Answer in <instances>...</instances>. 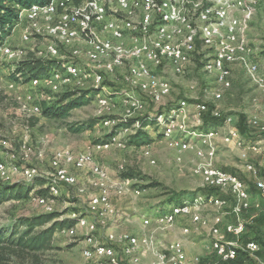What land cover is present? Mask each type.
I'll list each match as a JSON object with an SVG mask.
<instances>
[{
    "label": "built area",
    "instance_id": "obj_1",
    "mask_svg": "<svg viewBox=\"0 0 264 264\" xmlns=\"http://www.w3.org/2000/svg\"><path fill=\"white\" fill-rule=\"evenodd\" d=\"M260 1L264 7V0H51L47 4H33L22 9L19 20L10 27V34L5 35L7 29L4 33L0 30V52L10 58L22 52L14 49L9 39L24 21L29 28L22 33V40L29 42L43 36L50 38L46 52L50 58H57L58 66L53 67L48 75L24 81L18 74V79L10 82L13 88L19 85L29 87L24 99L19 98L24 110L35 114L42 112L37 93L33 90L39 89L38 95L52 103L54 96L51 93L59 92L62 87L74 90L91 83L92 88L98 90L95 101L97 114L103 117L101 124L111 129L120 126L112 137L95 143L94 151H86L76 158L68 150L57 153L51 160V170L45 173L36 167L18 164L7 166V163L0 161V172L3 174L7 169L21 170L28 180L38 177L47 180L48 194L38 196L33 193L31 196L32 200L47 209L59 196L61 185L77 184L75 174L63 163L73 159L75 169L89 167L91 185L98 190L88 203L89 214L73 212L68 216L72 224L62 227L58 233L71 237L81 234L86 243L83 254L91 264H124L116 250L117 246H120L122 256L129 259L131 264H219L218 261L189 257L181 241L160 243L156 239L155 229H171L182 216L190 217L196 226L210 227L214 236L212 246L220 260L235 259L238 249L250 254L260 249V244L254 240L244 245L239 241L247 226L243 213L251 207L247 184L237 175L218 167L215 162L219 141L234 143L256 153L262 152V140L249 144L242 140L239 129L234 125L233 115L224 116L218 107L210 109L207 103L194 102L198 116L211 111L214 117L224 116V121L221 128L189 129L185 120L191 112V103L182 99L168 112L147 117L161 129L162 139L176 151V160L182 162L183 153L193 152L198 158L192 169L193 174L201 177L205 188L220 192L199 194L155 217H145L144 226L155 225L152 232H108L106 240L99 239L96 233L100 225H105L116 210L111 202L106 173L93 156L96 151H105L115 144H122L119 134L129 130L133 134L141 126L138 119L132 125L127 124L133 121L130 118L139 116L145 108V102L135 91L141 90L154 102L167 97L171 92V83L155 72L170 66L175 73H184L197 53L199 40L202 45L214 48V55L205 63L204 70L216 76L215 101L221 100L232 86L230 66L233 64H240L256 86L264 90V74H260L258 62L251 58L252 48L241 39L242 20L232 15L233 11L245 10L247 6L255 7ZM56 41L66 51L61 53L57 44H54ZM118 69H124L122 79L126 90L104 93L107 90L104 85L105 74H113ZM118 97L125 106L124 115L121 118L104 117L111 113ZM248 123L251 128L264 133V121L258 115L250 116ZM2 145L6 149L10 147L7 139L2 140ZM150 145L144 146V154L155 163ZM27 157L25 153L22 158ZM246 166L254 178L259 195L264 199V172L260 173L253 164L248 163ZM85 190L79 189L80 192ZM122 192L118 188V193ZM140 192L136 190L137 194ZM227 195L232 198L230 205ZM206 206L216 210L212 220L202 214ZM262 211L264 213V207ZM227 214L233 215L235 219L226 222L222 229L221 224ZM184 232L189 233V228H185ZM226 234L232 235L233 239L227 240ZM149 251L154 255V260L145 258V253Z\"/></svg>",
    "mask_w": 264,
    "mask_h": 264
},
{
    "label": "rangeland",
    "instance_id": "obj_2",
    "mask_svg": "<svg viewBox=\"0 0 264 264\" xmlns=\"http://www.w3.org/2000/svg\"><path fill=\"white\" fill-rule=\"evenodd\" d=\"M232 15L242 20L241 39L252 48L251 58L258 62L260 74H264V7L261 1L255 7L247 6L245 10H235ZM28 28V23L22 22L9 39L11 46L16 50H21V53L10 58L0 52V161L7 163V166L18 164L23 167H36L45 173L51 170V160L57 153L68 150L73 158H76L86 151H94V144L107 139L114 129L101 124L100 121L103 117L97 114L95 93L91 83L81 89L73 90L62 87L59 92L51 93L54 96V100H52L54 102L64 94L74 93L78 96L89 91V103L73 109L65 118L45 117L42 112L35 114L23 109L21 100L29 91V87L24 85L10 87V82L14 80L11 74L15 69V64L27 59L31 54L36 58L57 59L50 58L46 52L47 45L51 41L50 38L47 39L43 36L29 42L22 40V33ZM10 32V29L6 30L5 35ZM199 42V52L194 54L184 73L177 74L170 66L155 72L157 76L165 78L171 83V92L167 97L160 102H154L141 90L135 91V94L145 102V108L139 116L132 117L130 120L138 119L141 122L147 117L168 112L182 99L191 103L189 106L191 112L185 120L189 129L202 130L201 127L208 114L205 112L198 116L195 112L194 102L207 103L209 106L218 107L224 115H233L235 126L240 124V119L244 117V130L240 131L242 140L246 144L262 140V152L255 154L234 143L227 144L219 141L215 162L218 167L244 179L249 188L251 201L257 203L261 197L255 188L254 178L244 170V166L252 161L259 169L263 168L264 134L252 129L248 119L257 114L264 121V90L256 86L240 64H233L230 66L232 87L224 93L221 100L215 101L216 76L214 73H207L204 70L205 63L214 55V48L202 45L200 40ZM54 44H57L61 53L66 51L57 41ZM123 70L118 69L113 74H105L104 85L107 86V90H104V93H121L126 90L122 79ZM33 91L35 94L37 93L41 107L48 104L47 98L38 95L39 89ZM124 112L125 106L121 98L118 97L111 113L104 117L121 118ZM146 123L145 130L152 137L150 149L155 163L145 156L144 146L136 147L126 143L125 140L131 135L132 130L119 134L118 137L122 144H115L108 150L93 153L95 162L106 173V180L111 189V202L116 210L115 215L109 217L105 225H100V229L96 233L103 241L106 240L108 232L117 234L152 232L155 225L144 226L143 219L145 217H155L177 203L206 192L201 177L192 172L198 161L197 156L193 152L183 153L182 162H178L176 151L172 150L162 139L161 129L151 119L146 120ZM221 127L222 125L217 128ZM222 130L224 131V129ZM3 139L9 141V148L3 147ZM25 153L28 154V157L24 159L22 157ZM63 165L75 174L76 185H61L59 196L55 202L50 203V209L31 198L24 201L18 199L4 201L0 204V227L9 225L21 215L56 211L62 214L61 219H68V216L73 212L82 215L89 214L88 203L91 197L98 192L91 185L92 174L89 167L77 170L73 166V159ZM127 175L132 177L129 178ZM45 180L42 177L28 180L21 170L7 169L4 174L0 172V183L29 185L32 188V194L44 187ZM80 188H85V192H80ZM118 188H121L123 192L118 193ZM137 189L141 191L140 194L136 193ZM175 195L182 197L179 200L171 201L170 199ZM228 197L230 205L232 198ZM202 214L212 220L216 215V210L211 206H206L202 209ZM261 217V211L254 206L243 213L245 219L252 218L256 221ZM234 219L233 216L228 215L225 216L224 222H232ZM185 226L193 227L194 225L189 219H179L174 228L165 231L155 229L154 235L160 243H168L179 237L183 241L185 240L190 250L198 246L208 250L207 246H210L212 236L208 234L207 229H202V234L192 232L187 236L182 233V228ZM250 227L252 226L250 225ZM262 227L264 231V224ZM85 246L86 243L81 234L71 237L61 235L56 231L52 248L43 253L41 264H91L83 254ZM116 248L120 257L127 262L126 258L122 256L120 247ZM219 260L218 256L214 258V261ZM10 264H35V262L20 261L16 258L12 259Z\"/></svg>",
    "mask_w": 264,
    "mask_h": 264
},
{
    "label": "trees",
    "instance_id": "obj_3",
    "mask_svg": "<svg viewBox=\"0 0 264 264\" xmlns=\"http://www.w3.org/2000/svg\"><path fill=\"white\" fill-rule=\"evenodd\" d=\"M51 0H0V30L2 33L10 29L14 23L19 20L20 12L24 8H28L33 4H47ZM200 49V42H197V53ZM198 58H201L198 56ZM58 66L56 59H42L36 58L32 54L27 59L16 63V69L11 74L12 78L17 80V75L23 77L24 81H29L33 77H43L50 73L53 67ZM98 92L94 89V93ZM89 91L83 92L81 95H74V93L64 94L60 99L52 103H46L42 107V114L50 118H65L70 112L78 107L89 103ZM213 107L210 106V109ZM202 130L216 128L223 124V117H214L211 111L207 112ZM148 120V119H146ZM146 120L141 121V126L136 131L126 138V143L136 147H143L151 144L152 137L145 130L147 125ZM150 120V119H149ZM99 121V119H98ZM135 121H130L128 125H132ZM245 120L240 121V130H244ZM120 126H116L112 137L117 133ZM264 134V133H263ZM161 136L162 133H161ZM131 178V175H127ZM37 178H35L36 180ZM44 187L34 194L43 196L48 194L47 180H45ZM205 193L220 192L215 189L204 188ZM32 188L29 185L22 183L2 184L0 183V204L6 200L18 199L27 200L32 196ZM182 196L175 195L171 201L179 200ZM62 214L56 211L43 212L33 215H21L14 219L9 225L0 227V264H10L12 259H19L20 261H34L35 264H41L42 255L45 251L52 248L53 239L56 231L66 225H71L70 219H61ZM50 225H47L49 224ZM254 227L246 226L245 232L241 236V242L244 245L250 238V232ZM256 240L262 241L259 236H254ZM219 264H257L256 259L252 254L238 249L235 259L223 261L219 260Z\"/></svg>",
    "mask_w": 264,
    "mask_h": 264
},
{
    "label": "crops",
    "instance_id": "obj_4",
    "mask_svg": "<svg viewBox=\"0 0 264 264\" xmlns=\"http://www.w3.org/2000/svg\"><path fill=\"white\" fill-rule=\"evenodd\" d=\"M232 87V86H231ZM231 89V88H230ZM229 90V89H228ZM254 115H257V114H254ZM238 118H239V116H238ZM245 120V118L244 117H242L241 119H240V121L241 120ZM239 120V119H238ZM237 128L239 129V131H241L240 130V126H239V124L237 125ZM253 129V128H252ZM253 152V151H252ZM185 153H187V152H185ZM253 153H255V154H260V153H256V152H253ZM248 163H250V164H253V165H255V163L254 162H252V161H249ZM247 163V164H248ZM246 164V165H247ZM244 166V170L247 172V173H249L250 175H251V173L248 171V169H247V166ZM256 166V165H255ZM262 166H263V168L261 169H259L257 166V168L259 169V171L262 173V172H264V160H263V162H262ZM223 169V168H222ZM223 170H225V169H223ZM225 171H227V170H225ZM229 172V171H228ZM232 173V172H231ZM234 174V173H233ZM235 175H237V174H235ZM238 177H239V175H237ZM252 176V175H251ZM239 178H241V177H239ZM242 179V178H241ZM244 180V179H243ZM245 181V180H244ZM246 183V182H245ZM254 185H255V183H254ZM256 188V187H255ZM257 190V189H256ZM261 197V196H260ZM253 206L254 207H256V208H258V210H260L261 211V213H262V217L261 218H258L256 221H254L252 218H255L254 216H252V218L251 219H245L246 221H247V225H251L252 227H254V230L252 231V232H250V238H249V240L248 241H251V240H254V241H256V242H258L259 244H260V249L256 252V253H254V254H252L253 255V257L256 259V262H257V264H264V231H263V224H264V213H263V211H262V208L264 207V199L261 197V199L257 202V203H253L252 201H251V207L253 208ZM250 207V208H251ZM204 216V215H203ZM225 216H228V214L227 215H225ZM230 216H233V215H230ZM256 216H258V215H256ZM234 217V216H233ZM225 218V217H224ZM179 219H189L190 221H191V219H190V217H188V216H182V217H180ZM178 219V220H179ZM234 221V220H233ZM191 223H192V221H191ZM253 223V224H252ZM193 224V223H192ZM225 224H226V222H224L223 221V223L221 224V228L222 229H224V227H225ZM194 225V224H193ZM260 225H262V226H260ZM172 228H174V227H172ZM171 228V229H172ZM185 228H189V233H185L184 232V229ZM202 229H207V231H208V234L209 235H211L212 236V241H211V243H210V246H207V247H209L208 248V250H206V249H202V247L201 246H198L197 248H195V249H193V250H190L189 249V247L187 246V244L185 243V240L183 241V239L182 238H175V239H172V240H170V241H176V240H178V241H181L182 242V244H183V246H184V249H185V251H186V253H187V255L189 256V257H199V258H201L202 260H204V261H214V258H216V256H217V254H216V251L213 249V246H212V242H213V239H214V236L212 235V233H211V231H210V227L209 226H196V225H194L193 227H189V226H185V227H183L182 228V233L184 234V235H187L188 236V234H190V233H192V232H195L196 234H202L203 233V230ZM165 231V230H164ZM128 233H130V232H128ZM259 236L260 238H261V240L262 241H259V240H256L255 238H254V236ZM225 237H226V239L227 240H232L233 239V237H232V235H230V234H226L225 235ZM239 241H240V243L242 244V242H241V239H239ZM247 241V242H248ZM118 247H120V246H118ZM120 250H121V248H120ZM145 258L147 259V260H149V261H151V260H154V255L151 253V251H149V252H146L145 253ZM127 260V262H125V260L123 259V262H124V264H131L130 262H129V259H126Z\"/></svg>",
    "mask_w": 264,
    "mask_h": 264
}]
</instances>
